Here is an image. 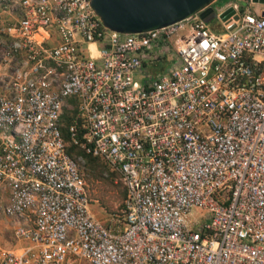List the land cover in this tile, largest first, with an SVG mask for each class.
Segmentation results:
<instances>
[{
	"label": "built area",
	"instance_id": "built-area-1",
	"mask_svg": "<svg viewBox=\"0 0 264 264\" xmlns=\"http://www.w3.org/2000/svg\"><path fill=\"white\" fill-rule=\"evenodd\" d=\"M263 12L123 34L92 0H0V264H264ZM65 110L121 173L122 221L92 213Z\"/></svg>",
	"mask_w": 264,
	"mask_h": 264
},
{
	"label": "water",
	"instance_id": "water-1",
	"mask_svg": "<svg viewBox=\"0 0 264 264\" xmlns=\"http://www.w3.org/2000/svg\"><path fill=\"white\" fill-rule=\"evenodd\" d=\"M216 0H92V6L103 24L123 34H139L180 22L199 14L210 22L216 13ZM263 3L264 0H255ZM235 13L232 7L221 17L229 19ZM264 15V12H263ZM236 25L230 26L233 29Z\"/></svg>",
	"mask_w": 264,
	"mask_h": 264
},
{
	"label": "trees",
	"instance_id": "trees-1",
	"mask_svg": "<svg viewBox=\"0 0 264 264\" xmlns=\"http://www.w3.org/2000/svg\"><path fill=\"white\" fill-rule=\"evenodd\" d=\"M217 1L218 0H216L215 2ZM220 1L222 2L225 0ZM219 6H221V3ZM149 62L150 58L148 59V61H145V65H147ZM75 114L76 111L67 110L62 116L61 130L66 141V151L74 158L82 157L85 159V167L87 173V176L85 178L87 179L86 182L88 181L87 188L90 199H99L101 205L108 213L124 216L126 199L128 196V187L123 182L121 173L115 170H111L105 159L87 153L82 147L74 144L71 141L69 124L72 122ZM108 192L117 194V204H114L107 199L105 194Z\"/></svg>",
	"mask_w": 264,
	"mask_h": 264
},
{
	"label": "rangeland",
	"instance_id": "rangeland-1",
	"mask_svg": "<svg viewBox=\"0 0 264 264\" xmlns=\"http://www.w3.org/2000/svg\"><path fill=\"white\" fill-rule=\"evenodd\" d=\"M221 5L225 4V1H220ZM218 6V5H217ZM211 27L214 28L216 31L219 30V21L218 20H215V21H212L211 23ZM90 53L93 55V56H96L98 54V51L97 49L92 46L91 47V51ZM173 57V56H172ZM155 72V70L153 71ZM154 73H152V70L151 69H146L144 68L143 69V72L141 73V75H139L137 78L140 80V81H146V80H149L151 77H153ZM67 111V110H65ZM70 111V110H69ZM79 162L81 164V168H82V171L84 173V176L86 177L87 173H86V161L84 158L82 157H79ZM111 169V168H110ZM112 170V169H111ZM87 180V179H86ZM88 183V181H87ZM107 199L114 203V204H117L118 202V198H117V194H113L112 192H108L105 194ZM91 210H92V213L100 220H102L104 223H113L115 221H117V219H120L121 221L123 220V217L124 216H120L119 214H111V213H108L104 208L103 206L101 205V202L99 199L95 198V199H92L91 200ZM7 220L6 219H3L2 220V226H0V243H2L4 246L8 247V248H12L14 246H17V244L19 243L12 231L8 228H6L5 225H7Z\"/></svg>",
	"mask_w": 264,
	"mask_h": 264
},
{
	"label": "crops",
	"instance_id": "crops-1",
	"mask_svg": "<svg viewBox=\"0 0 264 264\" xmlns=\"http://www.w3.org/2000/svg\"><path fill=\"white\" fill-rule=\"evenodd\" d=\"M219 5H220V0H218L217 2H215L214 4H212V6L214 7V9H216L217 7H219Z\"/></svg>",
	"mask_w": 264,
	"mask_h": 264
},
{
	"label": "flooded vegetation",
	"instance_id": "flooded-vegetation-1",
	"mask_svg": "<svg viewBox=\"0 0 264 264\" xmlns=\"http://www.w3.org/2000/svg\"><path fill=\"white\" fill-rule=\"evenodd\" d=\"M209 20H210V21H212V20H213V18L210 16V17H209Z\"/></svg>",
	"mask_w": 264,
	"mask_h": 264
}]
</instances>
